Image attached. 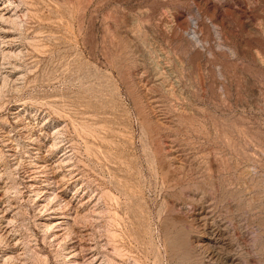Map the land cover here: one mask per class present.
Returning a JSON list of instances; mask_svg holds the SVG:
<instances>
[{"label": "rangeland", "instance_id": "1", "mask_svg": "<svg viewBox=\"0 0 264 264\" xmlns=\"http://www.w3.org/2000/svg\"><path fill=\"white\" fill-rule=\"evenodd\" d=\"M0 264H264V0H0Z\"/></svg>", "mask_w": 264, "mask_h": 264}]
</instances>
